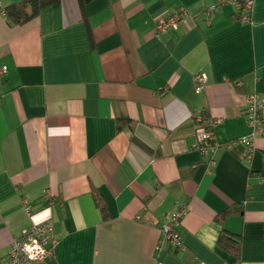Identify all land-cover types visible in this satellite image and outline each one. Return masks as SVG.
Returning a JSON list of instances; mask_svg holds the SVG:
<instances>
[{"label": "crops", "instance_id": "crops-1", "mask_svg": "<svg viewBox=\"0 0 264 264\" xmlns=\"http://www.w3.org/2000/svg\"><path fill=\"white\" fill-rule=\"evenodd\" d=\"M215 2L93 0L87 23L77 0L21 25L0 14V260L51 215L42 264H264V139L250 157L238 141L250 133L245 95H264V0L249 22L232 3L206 14ZM179 7L185 19L155 32ZM201 110L220 119L216 141L232 143L212 157L194 148ZM184 203L175 249L160 228ZM222 231L238 235L237 253L217 243Z\"/></svg>", "mask_w": 264, "mask_h": 264}, {"label": "built area", "instance_id": "built-area-1", "mask_svg": "<svg viewBox=\"0 0 264 264\" xmlns=\"http://www.w3.org/2000/svg\"><path fill=\"white\" fill-rule=\"evenodd\" d=\"M232 2L240 10V20L250 21L249 12L252 10L254 0H220V2ZM216 6L208 7L207 11H212ZM0 14L5 15L4 9L0 4ZM188 12L180 7L171 13L161 17L155 23V32L165 33L185 19ZM6 67H0V76L4 74ZM194 89L200 92L206 83V76L199 72L194 75ZM243 113L247 119L250 133L241 137L238 141L246 143L244 156L250 157L255 140L260 137L264 139V95L256 91L245 95V106ZM197 123L196 143L194 148L202 156H213L221 147H228L232 143H219L215 139L214 127L220 122V119H212L205 123L204 115L198 113L195 116ZM45 198L50 199L49 193L45 192ZM51 202V201H50ZM26 211L31 212V206H26ZM188 211L186 203L181 204L178 209L171 212L168 219L161 225V243L168 242L176 249L183 248L181 223L183 217ZM53 220L51 215L42 222L34 223L29 228L24 229L17 237L13 238L8 255L0 260V264H42L46 257L53 253ZM160 250V245L156 246Z\"/></svg>", "mask_w": 264, "mask_h": 264}, {"label": "trees", "instance_id": "trees-1", "mask_svg": "<svg viewBox=\"0 0 264 264\" xmlns=\"http://www.w3.org/2000/svg\"><path fill=\"white\" fill-rule=\"evenodd\" d=\"M93 0H77L79 9L81 12V19L84 20L87 23V15L85 12V8L89 2ZM61 0H17L15 2L10 3L6 7H4V12L5 16L8 19V21L12 24L15 25H21L26 23L27 21L37 17L40 12L48 7V6H57ZM226 3H232V2H220V0H216L215 3L209 5L208 7L215 5L216 7L212 10L215 11L218 7H220L223 4ZM233 4V3H232ZM234 5V4H233ZM254 5V4H253ZM208 7L206 8V14H209L212 11H207ZM236 8V6L234 5ZM180 8V7H179ZM253 8V7H252ZM178 9V8H177ZM176 10V9H175ZM174 11V10H173ZM252 11V10H251ZM251 11L249 12L250 15V20H251ZM234 16L236 19L240 20V10L236 8V12L234 13ZM207 23H209V20H207ZM199 73V72H198ZM238 82L236 81V84ZM194 85V81H193ZM200 113L205 116V112L203 110L197 112L194 115V121H195V116ZM120 120V119H119ZM129 121L127 120H120L117 122V129H121L125 124H127ZM196 123V121H195ZM197 123H196V128H197ZM264 177V174H263ZM91 194L93 196L95 205L99 209L102 219H107L108 218V212H107V207L106 204L103 202V200L100 197L99 192L97 189L92 188L91 189ZM240 211V209H238ZM236 213L232 209V207L227 208L224 212L220 213L216 219L219 222H223V220L227 216L235 215ZM165 222V221H164ZM217 243L221 245L222 247H225L231 252L237 253L240 247V239L238 235H232L229 233H226L225 231H222L220 235L218 236ZM176 249V248H175Z\"/></svg>", "mask_w": 264, "mask_h": 264}, {"label": "clouds", "instance_id": "clouds-1", "mask_svg": "<svg viewBox=\"0 0 264 264\" xmlns=\"http://www.w3.org/2000/svg\"><path fill=\"white\" fill-rule=\"evenodd\" d=\"M35 219V218H34Z\"/></svg>", "mask_w": 264, "mask_h": 264}]
</instances>
